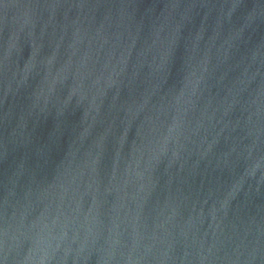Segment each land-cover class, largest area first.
<instances>
[{"label":"water","instance_id":"water-1","mask_svg":"<svg viewBox=\"0 0 264 264\" xmlns=\"http://www.w3.org/2000/svg\"><path fill=\"white\" fill-rule=\"evenodd\" d=\"M0 264H264V0H0Z\"/></svg>","mask_w":264,"mask_h":264}]
</instances>
